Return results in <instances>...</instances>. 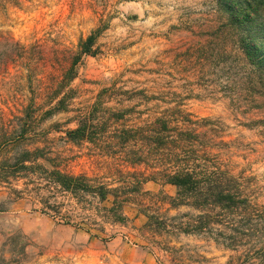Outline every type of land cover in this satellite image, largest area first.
I'll list each match as a JSON object with an SVG mask.
<instances>
[{
	"label": "rangeland",
	"instance_id": "374dc122",
	"mask_svg": "<svg viewBox=\"0 0 264 264\" xmlns=\"http://www.w3.org/2000/svg\"><path fill=\"white\" fill-rule=\"evenodd\" d=\"M236 1L0 0V54L15 43L27 51L21 65L0 76V130L15 117L31 116L34 137L47 142L54 162H42L46 170L62 162L67 174L113 188L153 172L149 164L130 165L135 157L126 152L112 159L92 144L68 142L78 112L97 101L99 113L129 110L127 125L134 127L181 115L199 137L195 150L237 179L250 207L259 210L240 220L216 209L199 233L186 230L202 213L191 205L174 207L177 190L163 182L130 194L123 222L101 211L110 203L89 196L77 201L55 194L49 204L62 205L63 217H53L37 202L14 200L2 185L0 264H264L258 256L264 245V87L256 85L255 101L248 102L251 68L243 50L252 43L230 20L228 7ZM256 1L243 26L264 48V0ZM98 30L95 53L81 57L63 88L66 58ZM58 89L59 98L68 96L66 111L44 118L47 96Z\"/></svg>",
	"mask_w": 264,
	"mask_h": 264
},
{
	"label": "trees",
	"instance_id": "16d2710c",
	"mask_svg": "<svg viewBox=\"0 0 264 264\" xmlns=\"http://www.w3.org/2000/svg\"><path fill=\"white\" fill-rule=\"evenodd\" d=\"M236 2L228 7L230 20L236 23L242 34L252 43L246 44L247 48L243 50L246 64L251 68V76L247 81V85H250V92L247 89V97H249L247 100L252 103L255 101L253 96L258 94L253 92L257 89L256 85L264 87V48L258 43L257 34H251L249 29L245 30L243 24L249 25L252 20L250 9L253 3L259 4V2L256 0ZM99 33L100 30L90 36L86 42L81 43L78 52H71L66 58L65 61H70V65L60 83L63 88L74 79L75 67L81 57L95 53L92 47ZM26 54V49L18 43L0 54V76L7 74L10 66L21 65L19 61L25 59ZM55 78H52L53 82L57 81ZM50 91L51 89L47 91L48 94ZM59 96V89L47 96L49 109L44 113V118L66 111L68 96L61 98ZM98 98L100 99V95ZM54 102L56 104L52 106ZM98 106H100L99 101L91 110H79L78 116L75 117L77 128L66 132L68 142L92 144L103 157L108 156L112 159L121 158V153L126 152V155L135 157L131 161L127 160L130 165L148 166L149 164V169L153 170L149 176H144L143 173L139 176L135 175L132 181L123 182L124 186L113 188L110 184L89 180L83 175L67 174L61 169L62 162L53 164L52 170H46L42 162L54 163L47 157L51 152L45 140L40 142L34 137L32 117L28 116L30 120L26 117H15L10 121L8 128L1 126L0 186L9 187L15 195L14 200L29 199L37 202L43 206V212H51L53 217L61 219L62 205L49 204L50 197H54L55 194L77 201L83 196H89L92 199L97 198L100 203H110V208L103 207L101 211L105 212V216H110L114 222H123L125 218L122 211L129 202L128 196L139 194L142 191L141 187L150 181L163 182L176 188V197L171 199L174 207L191 205L202 213L197 226H189L192 229L188 227L186 231L203 232L209 225V222L204 220L216 209L220 211L219 216L222 214L225 219L235 215L240 217V220H251V212L258 213L259 210L254 208L255 206L250 207L251 200L244 194L237 179L227 176V172L211 164L205 152L200 155L201 152L195 150V143L199 141V137L195 135L194 130L185 126L191 124L186 117L178 115L180 116L178 120L163 115L143 120L141 127H134L127 125L126 115L131 113L129 110L110 108L99 113L96 109ZM181 123L179 127L178 124ZM156 169L160 170L156 172L154 171ZM20 182L22 189L13 188ZM246 231L251 232V229L246 228ZM258 256L261 258L264 256V245L259 249Z\"/></svg>",
	"mask_w": 264,
	"mask_h": 264
}]
</instances>
